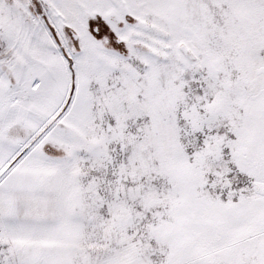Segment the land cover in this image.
<instances>
[{
  "label": "snow or ice",
  "instance_id": "6c2138e0",
  "mask_svg": "<svg viewBox=\"0 0 264 264\" xmlns=\"http://www.w3.org/2000/svg\"><path fill=\"white\" fill-rule=\"evenodd\" d=\"M0 264H264V0H0Z\"/></svg>",
  "mask_w": 264,
  "mask_h": 264
}]
</instances>
